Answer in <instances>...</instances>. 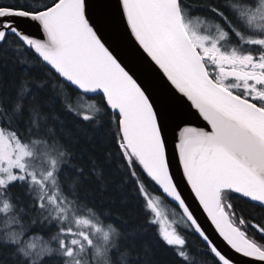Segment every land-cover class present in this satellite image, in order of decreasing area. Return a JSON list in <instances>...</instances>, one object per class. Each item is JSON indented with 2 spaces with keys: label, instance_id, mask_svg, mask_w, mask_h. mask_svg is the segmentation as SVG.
Returning a JSON list of instances; mask_svg holds the SVG:
<instances>
[{
  "label": "snow or ice",
  "instance_id": "6c2138e0",
  "mask_svg": "<svg viewBox=\"0 0 264 264\" xmlns=\"http://www.w3.org/2000/svg\"><path fill=\"white\" fill-rule=\"evenodd\" d=\"M117 4L138 46L205 127L169 128L168 116L106 45L90 0L0 3V49L11 44L15 57L34 61L31 88L24 82L15 96L0 91V248L11 250L14 264H140L136 240L143 230L133 234L123 221L116 225L84 190L92 175L101 178L95 164L86 173L74 163L79 139L67 118L77 130L99 131L102 115L111 114L118 117L117 170L143 198L151 214L146 224L167 221L157 235L179 264L235 261L198 222L179 190L169 134L183 177L218 237L251 264H264V242L249 235L251 229L253 236H264V221L239 216L230 199L235 195L264 207V0ZM21 21L34 23L41 36L26 32ZM96 95L103 98V113L96 103L83 102ZM137 169L175 202L178 219L168 221ZM180 229L202 241L200 260L190 254Z\"/></svg>",
  "mask_w": 264,
  "mask_h": 264
},
{
  "label": "trees",
  "instance_id": "16d2710c",
  "mask_svg": "<svg viewBox=\"0 0 264 264\" xmlns=\"http://www.w3.org/2000/svg\"><path fill=\"white\" fill-rule=\"evenodd\" d=\"M18 2L23 3L24 0H0V3L5 6L15 5ZM188 3L198 4L200 0H188ZM197 10L202 11L201 9ZM11 47L10 44L7 50L0 49V91L15 96L22 83L28 82V87H32V77L29 72L34 61L31 56L15 57ZM21 59L27 62L21 64L19 62ZM68 91L70 94L75 95L72 89H68ZM42 102L43 98L37 99V103ZM83 102L96 103L101 108L102 113L105 111L103 98L99 95H96L92 100L85 97ZM57 114L63 118L62 113L58 112ZM117 119L118 117H113L111 114L102 115L99 131H92L85 126H80L77 130L73 118H67V125L71 129L72 135L79 139V143L73 146L74 151L77 153L74 158L75 165L83 167L87 173L89 168L95 164L97 170L101 173L100 179L92 175L90 179L86 180L83 185L84 190L96 201L98 207H101L106 214L116 218V225L123 221L131 227L133 234H139L143 230L136 240V252H139L142 257L140 264H179L172 248L167 246L157 235L158 230L161 228L160 224L154 226L146 224L151 214L146 210V205L143 198L138 194L134 182L122 170H117V164L120 161L113 137V133L117 129ZM137 171L139 172V169ZM139 174L151 195L162 196L166 202L177 208L179 212L181 211L142 172H139ZM16 191L23 195L20 189ZM230 199L235 212L239 216L253 222L264 221V207L247 199H240L235 195ZM180 231L189 241L190 254L195 260H200L205 255L202 241L191 230L180 229ZM253 233L254 230L250 229V237L264 242V236L259 233H255L253 236ZM0 264H14L10 249L0 248ZM121 264H124V262L121 261ZM209 264H211V261H209Z\"/></svg>",
  "mask_w": 264,
  "mask_h": 264
},
{
  "label": "water",
  "instance_id": "95a60500",
  "mask_svg": "<svg viewBox=\"0 0 264 264\" xmlns=\"http://www.w3.org/2000/svg\"><path fill=\"white\" fill-rule=\"evenodd\" d=\"M89 11L94 17V23L99 28L106 45L113 51L114 55L117 56L130 74L145 88L156 106L168 116L169 128L171 129L177 123L205 127V122L191 107L190 102L177 93L161 70H159L158 66L138 46L130 34L126 21L121 15L117 0H90ZM21 27L26 32L32 33L35 36H41L36 25L32 22L21 21ZM168 151L174 179L178 183L179 190H181L183 197L189 204L190 210L194 212L198 222L211 235L219 248L234 259L235 264H251L250 258H243L241 255L235 254L218 237L214 226L211 225L206 213L199 205L194 194L191 192L190 186L183 177L182 169L176 158L174 137L171 134L168 137Z\"/></svg>",
  "mask_w": 264,
  "mask_h": 264
},
{
  "label": "rangeland",
  "instance_id": "374dc122",
  "mask_svg": "<svg viewBox=\"0 0 264 264\" xmlns=\"http://www.w3.org/2000/svg\"><path fill=\"white\" fill-rule=\"evenodd\" d=\"M155 197H159L160 207L162 211L166 214L168 221L174 220V218L178 219L179 210L177 208L166 202L162 196L155 195ZM159 219H160V223H159L160 227L163 228L167 224V221L164 220L163 218H159Z\"/></svg>",
  "mask_w": 264,
  "mask_h": 264
}]
</instances>
